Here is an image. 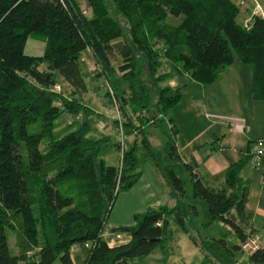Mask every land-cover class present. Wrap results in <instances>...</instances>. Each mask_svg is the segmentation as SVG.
<instances>
[{
    "label": "trees",
    "instance_id": "obj_1",
    "mask_svg": "<svg viewBox=\"0 0 264 264\" xmlns=\"http://www.w3.org/2000/svg\"><path fill=\"white\" fill-rule=\"evenodd\" d=\"M236 14L230 0H0V264H71L77 245L87 246L83 264H130L155 250L164 261L169 224L199 252L200 264H238L229 239L238 244L249 237L243 232L246 186L238 177L244 161L229 165L221 184L211 187L193 161H181L171 120L157 152L143 130L161 127L159 115L180 99L164 85L166 47L202 86L237 58L252 67L253 97L264 98V22L254 15L240 26ZM32 35L44 41L38 57L23 54ZM84 54L96 66L101 95L117 104L111 129L131 139L128 148L121 140L113 145L119 153L113 166L102 160L109 136L88 137L92 118L100 115L82 100ZM62 115L69 122L56 136L54 122ZM145 162L172 205L148 208L133 216L132 226L111 228L129 240L108 247L102 234L110 208ZM198 217L200 229L219 223L225 230L198 236ZM164 219L162 234L155 224ZM247 257L248 264H264V251Z\"/></svg>",
    "mask_w": 264,
    "mask_h": 264
},
{
    "label": "crops",
    "instance_id": "obj_2",
    "mask_svg": "<svg viewBox=\"0 0 264 264\" xmlns=\"http://www.w3.org/2000/svg\"><path fill=\"white\" fill-rule=\"evenodd\" d=\"M230 1L237 8L235 21L238 25L246 26L254 15H259L264 22V0ZM84 56L85 54L82 58ZM161 56L165 72L168 74L164 85L171 90H177L180 99L165 117L159 116L165 121L171 120L174 125L176 134L173 140L181 161L184 163L193 161L197 176L208 186L217 187L222 182L225 169L243 160L244 164L238 172V177L246 186L243 213L247 221L243 232L249 236L263 232L264 158L256 165L251 152L257 142L264 141V98L253 97L252 67L241 64L235 58L216 81L202 86L194 83L179 69L176 58L169 48H164ZM85 82L87 91L84 95L89 96L92 89L90 90L88 86V78ZM99 94L102 96L98 92ZM83 96L82 100L88 106L87 102L90 104V100ZM105 117L106 128H111L110 121L113 116ZM236 125H240L241 130L235 129ZM130 142L129 138L126 146L123 145L124 148H127ZM171 205L166 188L152 164L145 162L136 182L128 190L116 195L106 218V227L109 229L104 230L102 234L104 242L108 247L127 243L128 236L112 234L108 230L132 226L133 216L148 208L156 209ZM171 243L172 240L168 242L169 245ZM262 243L264 244V238ZM196 252L200 264L202 256L197 250ZM86 255L87 249L83 245H77L69 253L71 264H83ZM159 255L160 252L155 250L130 264H140L143 262L141 260ZM161 259L158 258L157 262Z\"/></svg>",
    "mask_w": 264,
    "mask_h": 264
},
{
    "label": "rangeland",
    "instance_id": "obj_3",
    "mask_svg": "<svg viewBox=\"0 0 264 264\" xmlns=\"http://www.w3.org/2000/svg\"><path fill=\"white\" fill-rule=\"evenodd\" d=\"M108 4V0H106ZM81 8H84V3H81ZM109 6V5H108ZM108 13L115 17V19L118 20L117 15L111 10L108 9ZM169 22L175 23V19L169 18ZM44 50V41L40 40L36 36H30L26 40L24 47H23V54L26 56H33L38 57L43 53ZM81 62V71L83 73L84 71V78H88V86L90 88L89 96H83V98L88 97L90 100V104L87 102L88 107L93 110L98 115H101L100 117H93L90 122V132L88 134L89 138L92 139H98L102 138L103 136H109L108 143L104 146V152L102 154V160L106 165L113 166L117 164V161L119 159V153L115 148H113V145L120 142L121 138L120 135L115 132V130L111 128H106V121L104 120L106 115L109 117H112V119L117 118L116 110H117V104L113 103L109 104L108 100L98 95V92L100 93V86L97 81H95L94 72L91 71L90 67L92 65L91 59L87 54H85L84 58H82ZM40 70H43V65L40 66ZM90 79V80H89ZM92 79V80H91ZM94 80V81H93ZM93 86V88H92ZM105 88L101 87V90ZM104 105V106H102ZM169 113V112H168ZM112 121V120H111ZM69 118L68 116L62 115L60 116L55 122H54V128L53 133L56 136H59L61 134V131L63 128L68 124ZM144 134L150 141V144L152 145V148L157 152L161 149V146L165 140V134H169V129L167 127L166 121L163 119V123L161 127L159 128H153V127H144ZM129 141V138H123L121 140V144L125 145ZM130 145V143H129ZM129 145H127L129 147ZM127 147V148H128ZM201 217H198L193 222V227L196 229V232L198 233V236L202 235H211L214 237H218L219 234L223 231V227L219 223H214L212 227L207 229H200ZM169 229L173 232L172 233V243L168 246V255L164 258V261L160 260V262H157L158 258H162L161 255L159 256H150L144 260H141L140 264H198L199 258L197 255V252L195 250V247L192 246V244L189 242L187 237L180 232L178 229L174 228L169 224ZM195 230H190L189 234L193 237H197ZM231 239H229V243L231 246L236 245V240L233 236H230ZM234 259L238 264H248V257L247 254L241 253V251H235L234 253ZM58 263V261H56ZM59 264V263H58Z\"/></svg>",
    "mask_w": 264,
    "mask_h": 264
},
{
    "label": "built area",
    "instance_id": "obj_4",
    "mask_svg": "<svg viewBox=\"0 0 264 264\" xmlns=\"http://www.w3.org/2000/svg\"><path fill=\"white\" fill-rule=\"evenodd\" d=\"M75 1H79V0H75ZM91 71H96V66L94 64L91 65L90 67ZM107 89V92L109 94H111L110 90L108 89V87H105ZM56 90H58L57 87H55ZM235 129L237 130H241V126L240 125H236ZM252 155V160L253 162L257 165V163L264 158V141L262 142H257L254 145V148L251 152ZM157 227L161 226V223L158 222L155 224ZM264 238V231L261 233H256L253 234L252 236H249L244 242L242 243H236V245H238L239 250L241 251V253H245L247 255H250L251 253L261 250L264 251V244L262 243V239ZM85 248H87V246H84Z\"/></svg>",
    "mask_w": 264,
    "mask_h": 264
},
{
    "label": "water",
    "instance_id": "obj_5",
    "mask_svg": "<svg viewBox=\"0 0 264 264\" xmlns=\"http://www.w3.org/2000/svg\"><path fill=\"white\" fill-rule=\"evenodd\" d=\"M83 120H84V118L81 117V123L83 122ZM160 228H161V233L165 234V229H166V220L165 219L162 220ZM231 251L232 252L239 251V247L238 246H232Z\"/></svg>",
    "mask_w": 264,
    "mask_h": 264
}]
</instances>
